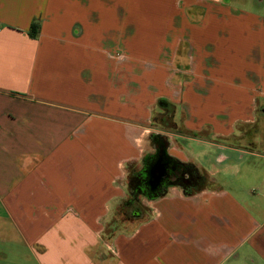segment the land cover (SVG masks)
<instances>
[{
  "label": "crops",
  "instance_id": "0c3cea01",
  "mask_svg": "<svg viewBox=\"0 0 264 264\" xmlns=\"http://www.w3.org/2000/svg\"><path fill=\"white\" fill-rule=\"evenodd\" d=\"M251 2L0 0V264H264ZM157 138L206 180L118 222Z\"/></svg>",
  "mask_w": 264,
  "mask_h": 264
},
{
  "label": "flooded vegetation",
  "instance_id": "af4514ba",
  "mask_svg": "<svg viewBox=\"0 0 264 264\" xmlns=\"http://www.w3.org/2000/svg\"><path fill=\"white\" fill-rule=\"evenodd\" d=\"M156 144V151L151 156H148L145 164V169L143 171V175L141 176V182H140V188L144 193H152L159 190H162L164 187H166L169 183H176V182H182L187 187L197 184L199 185L201 183L200 178H190L187 174L185 175L184 168L181 167L178 163L176 164L175 161L171 159H166L165 163L167 164V170L165 174L160 179L158 185L156 188H153L151 185V182L153 181V178L150 174V167L151 169L155 168L156 164L158 163L159 159L162 157V154L165 152V139L157 138L155 139Z\"/></svg>",
  "mask_w": 264,
  "mask_h": 264
},
{
  "label": "trees",
  "instance_id": "16d2710c",
  "mask_svg": "<svg viewBox=\"0 0 264 264\" xmlns=\"http://www.w3.org/2000/svg\"><path fill=\"white\" fill-rule=\"evenodd\" d=\"M150 156V155H148ZM148 156H146L145 161H144V165L143 168L139 171L136 170H131L133 177H131L130 179V192H131V198L128 199L125 202V206L128 208H132V205L134 203H137L139 196H144L147 197L149 199H155L159 196H162L163 194H165L168 185H178L180 186L187 194L192 193L193 191L199 190L201 188V186L204 184L205 182V176L201 174V172H199V170L194 167V166H190V165H183L180 164L181 167L184 168V173L185 175L187 174L190 178L196 179V178H200L201 183L199 185L194 184L191 185L189 187H187L186 185H184L182 182H176V183H169L166 187H164L162 190L156 191V192H152V193H144L141 188H140V182H141V176L143 175V171L145 169V162L148 158ZM152 156V155H151ZM136 213V212H135ZM134 215V214H133Z\"/></svg>",
  "mask_w": 264,
  "mask_h": 264
},
{
  "label": "rangeland",
  "instance_id": "374dc122",
  "mask_svg": "<svg viewBox=\"0 0 264 264\" xmlns=\"http://www.w3.org/2000/svg\"><path fill=\"white\" fill-rule=\"evenodd\" d=\"M253 1L255 2V0H253ZM254 2H251L252 5L254 4ZM162 121H163V120H162ZM165 121H167L168 123L170 122L168 118H167ZM163 123H164V122H163ZM164 125H165V126L167 125L166 127H168L169 125H170L169 127L174 126V125H172L171 123H169V125L166 124V123H164ZM142 168H143V167H142ZM198 170H199V169H198ZM199 172H200V170H199ZM201 174H202V173H201ZM129 175H130V178H129V181H128V184H127V186H128V199L131 198V192H130V179H131V177H133L132 172H130ZM204 179L206 180V177H205ZM128 199H127V200H128ZM142 199H143V197H142V196H139L137 203H134V204L132 205V208H128V207L125 206V202H126V201H124L123 203L119 204V205H118V208H119V214H118L117 217H116V218H118V219H115V220L118 221V222H121V221L131 220V219L136 218L134 215L142 213L143 210H144V207L146 206L145 202L147 203V201H146L145 199H144L145 201H143V203H142ZM139 202H140V203H139ZM135 212H136V213H135ZM133 214H134V215H133Z\"/></svg>",
  "mask_w": 264,
  "mask_h": 264
},
{
  "label": "water",
  "instance_id": "95a60500",
  "mask_svg": "<svg viewBox=\"0 0 264 264\" xmlns=\"http://www.w3.org/2000/svg\"><path fill=\"white\" fill-rule=\"evenodd\" d=\"M166 150L168 148V144H166ZM165 150V151H166ZM169 159L166 157L165 153L162 154V157L159 159L158 163L156 164L155 168L151 169L150 167V174L153 178V181L151 182V185L153 188H156L160 179L162 178V176L165 174L166 170H167V164L165 163V160ZM138 216V215H136Z\"/></svg>",
  "mask_w": 264,
  "mask_h": 264
}]
</instances>
